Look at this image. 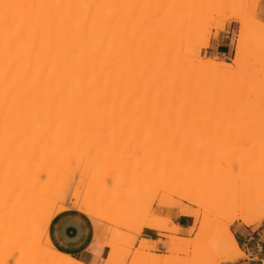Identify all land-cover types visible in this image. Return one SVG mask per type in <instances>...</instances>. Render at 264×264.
Returning a JSON list of instances; mask_svg holds the SVG:
<instances>
[{
	"label": "bare ground",
	"instance_id": "bare-ground-1",
	"mask_svg": "<svg viewBox=\"0 0 264 264\" xmlns=\"http://www.w3.org/2000/svg\"><path fill=\"white\" fill-rule=\"evenodd\" d=\"M156 1L158 2V0H0V186H2L0 188V198L2 196V198L4 199L9 196L4 201L3 199L0 200V220H2V218H5L3 219L4 222L0 221V223L3 224L0 225V228H2L0 231L3 232L4 230H6L5 232L0 233L2 234L0 235L1 237L4 236L6 238H9V232H12V228H14H9V221L8 218L5 217V215H7L10 211H16V213H18L19 215L20 207L24 206V203H26H23L22 201H25L26 197H28L29 199L31 198L33 200L35 198V201L37 200V198L38 200H40L39 195L41 193L40 191V194L37 192V187H39L40 183V178H38V176H41L48 172L50 173V170H53L51 168L54 167V165L58 166L59 172H61V170H64L67 173H70V171L71 174L73 173L71 170L72 166L66 167L63 164L59 165V161L61 160H58V158H56L57 156L55 157V155L54 157L46 156L44 159L41 156L42 159H39L41 162H38V159H36V156L39 152L38 150H40V148L36 146L38 145V142L45 141L46 145H44L47 146V142L48 144L50 142V144H53V142L59 140L61 136H66L64 139L68 141L69 135L72 132V128L75 131L74 126H77L76 128L78 130H76L78 133H75L77 134L79 139L83 136V134H85L82 131H85V129L93 130L89 132H95L96 130V132L94 133L95 136L92 133H90L89 135L88 131H85L86 133H88L89 136H91L89 142L91 141L92 137L98 139L99 135L102 134L98 140L94 138L96 142H94V140L91 141L93 143H98L99 145L101 143H104L103 139L108 138V136L107 138H104L106 137V135L104 136L105 133L103 132L105 130L108 131L109 129H111V125L108 121V118L110 117V119H113L114 117H117L120 119V116H117L116 114L126 116L127 114H134L137 115V117L138 115L143 118L145 117L144 119H152L157 115L160 116H158L159 118H163L162 116L165 115L168 116V114H173L177 116L181 115L182 108L184 106V99L186 100L185 92H187V90L184 89V86L186 85L184 84L185 64L183 62V54L185 53L182 54L180 52V47L182 45L179 46L180 44L177 40L176 43L174 40L169 39V37L167 38V36L169 35L167 34L165 36L164 32L161 29L160 23L158 24L157 21L159 14L157 13V17L156 12L158 4ZM174 1L176 3L180 2V0ZM161 9L163 8L161 7ZM232 17L230 16V18ZM235 18L239 19L236 16ZM241 22V31L239 39L236 43L235 57L233 59L232 64L226 62L215 63L212 61L204 64L202 63V61H198L201 65L203 64L202 68L208 70L211 74L213 73V75H215V77L217 78H223L226 76L229 79L233 75V72L235 73L236 70L240 72V70L245 67L248 51L247 46H245V44L243 43L242 36L246 31H248L246 30V28L248 29V27L246 26L245 28L246 23L242 20ZM262 27L264 28V24L262 25ZM168 31L171 36L172 33H170V30ZM173 45H177V48ZM172 47H175V49H173ZM251 70L252 71H249L248 68V74L245 72V74H247V77L243 79V76L245 77L246 75H242V77L240 76V79L242 80L239 79V81H236V83H230L231 86L229 84L227 85L229 87H225L226 85L224 84L225 88L228 89L231 87L232 90H235V88L241 86V83L243 84V82H249V80H252V84L249 82L251 85H248V88L243 87L244 89L240 93H238L236 98L234 97L235 95L232 97L235 98V100L233 99L234 101H230L224 106L219 104L215 105L214 103L213 106H207L206 104H204L206 105L204 109L208 113L210 111V114L211 112H216L218 116L223 119L220 122H223L222 124H224L226 127H230L233 125L236 126V128L233 127V130H231V128L229 131L223 130V128H221V131H226V133L228 132V135L232 136L230 137L231 139L234 137L235 134H237L240 135V138H238L237 136L238 139H241L242 137V140H244V134L245 141H242L244 143L248 141L253 142L255 145L256 141H261L260 144L256 142L257 145L255 146L256 148H258L257 146L259 145V153L261 152L264 154V64L260 63L257 67H253V69ZM242 71L245 70L243 69ZM187 81L191 83L190 80ZM224 83L227 82L225 81ZM247 84L243 85L246 86ZM229 95L233 94L229 93ZM207 107L209 111L206 110ZM192 111L193 107H190L188 114H191ZM201 112L203 113V110ZM198 115L197 113L196 117H194V115L192 117H188L187 115V117H185L184 119L187 121L190 120L189 123H191L192 125L199 124L200 127H202L201 125L204 126L205 124V118L203 117L204 120H202V118L200 119V115L199 117H197ZM100 119L103 124L100 122ZM199 120L201 121L198 122ZM76 121L78 123L77 125L75 124ZM98 122H100V124H102L103 126L98 125ZM207 123L208 121H206V124ZM215 124L217 123L215 122ZM79 125H83V127L80 128ZM86 125H88V127ZM108 127L109 129H107ZM112 127L116 129L115 127L117 126L113 124ZM79 131L81 132V134H83L78 135L80 133ZM111 132H113V129L110 130L109 134ZM117 132L119 133V137L122 139V135L124 133H120L121 131L119 132V130H117ZM226 133L224 132L223 134L226 136ZM220 134L223 136L222 132L219 131V135ZM88 135L86 137L85 134L86 140L83 139V141L85 140L84 143H82L80 146L77 145L79 147L78 150H80V152L82 153H86L85 151H87V147L86 150L85 148H82L81 150L80 147L84 146L83 144H85L87 139H89ZM216 135L219 136L218 133ZM113 136L114 134L112 136L110 134L109 137L111 138ZM33 138H36L35 141H37L34 143V147L31 145V143L33 142ZM113 138H116V136ZM120 138L118 140H121ZM227 138L230 139L229 136ZM63 140L60 144L64 142ZM83 141L80 140V143ZM125 141L128 142L127 140ZM134 141V143H140L139 140H136V138L134 139ZM29 143L32 146L31 149L33 148L32 150L35 149V151H32L30 148H28V146H30ZM93 143H91V145L94 146L93 148L96 149V147L98 146H96L97 144L93 145ZM138 144L136 143L137 148H139ZM44 145L42 147H45ZM91 145L88 151H91ZM131 145L134 147V144H130L129 146ZM49 146L51 147V145H48L47 147ZM144 147L148 149L146 145ZM62 148L65 152H67L66 148H64L63 146ZM162 148H160L159 146L157 150L156 146H154L153 149V144L149 146L150 150H155H152V152H154L153 159H151V157H148L149 159L147 158L148 154L150 153L149 149L148 151L146 150L147 155L145 153H143L145 154L144 156L143 154H141L142 158L139 157L141 158V160L145 159L147 161L148 159V162L151 163V165L148 167L146 165V162L145 166L144 164H139L140 169H142V165L144 170V167H147L146 170L142 172V176L145 175V172L147 173L149 169H153L154 166L155 168L157 167L158 164H156V161H158L159 158V160H161L160 162L164 164L162 165L163 167L158 166L159 168H161V174L157 171L160 176L156 174L155 178L163 176H170L174 179L177 178L174 173L175 170L174 172L172 170V172L169 171V167L172 168L173 164H170L171 166L168 164V162L170 163L171 159H173V163L176 162L177 157L176 160L174 158L177 155L171 156L172 158H169V161H166L170 153L169 150L167 151V153L165 152L168 155L167 156L163 152L168 148ZM197 148H199V146ZM122 149L125 150L124 148ZM143 149L144 148H140V150L144 151L145 149ZM41 150L43 149L41 148ZM25 151L30 154L28 155L29 158H26ZM90 151L88 152V154L90 153ZM158 151H160V153L165 154L166 158H163V154V156L161 155L162 158L158 157ZM133 152V155H135L137 150H134ZM114 153H112L111 155H113ZM259 153L258 155H261ZM67 155L70 154L67 152ZM130 155L133 156L132 153ZM263 156L261 158H264ZM66 159L69 158H65L64 161H67ZM36 160L38 163H35ZM163 160L166 163L162 162ZM236 160L237 159H235V161ZM77 162L78 164L82 163V161ZM133 162V164L130 163V161L127 162V164L129 163L128 166H134V168H131L134 170L138 169V163H136V161ZM105 163H107V161ZM164 165L166 166V168ZM85 166L87 167L88 165ZM229 167L231 168V165H229ZM78 168L76 167V169ZM95 168L99 172V170L97 169L99 167L97 166ZM109 168H111V166ZM179 168L181 170L183 167ZM120 169H118V171ZM39 170L44 171V173L40 172V174ZM134 170H131L133 171V176L128 175L127 177L134 178L136 176L134 174L138 171L135 170V172ZM241 171V169H236L234 170V172L233 170L231 172L232 174L237 173L236 178H239V175L240 178H242L241 175H243V178L246 177L247 173L244 175V172L241 173ZM122 172H124V170ZM64 174L65 173H63V175ZM126 174L127 173H123L122 175ZM130 174L132 175L131 172ZM136 174L137 176H141L139 171ZM151 176H153L152 172ZM232 176H236V174ZM68 178L71 177L65 178L64 176V183L65 181H67ZM73 178L75 179V177ZM137 178V180H140V177ZM153 178L154 177H152V179ZM61 179L63 178H60V180ZM106 179L107 178H105V180ZM143 179L149 180L150 178L147 176L146 179V177L143 176L141 180ZM44 180L42 181L44 182ZM262 180L264 179L262 178ZM48 181L45 182L47 185ZM175 181H177V179ZM51 182L52 180L50 181V183ZM45 183H43L44 185L40 183V185L42 184L41 187H45ZM56 183L60 184L59 181H57ZM238 183L239 182H237V184ZM12 184L14 186H12ZM31 184L32 186H30ZM248 184H246L244 187V184L240 183V185H243V188H245V190L243 191L241 187V193L239 189L240 185H237L234 186V188L236 187L234 191L230 190V192H226L225 194L227 196L225 197H222L224 193L216 192L213 195H209L206 200L208 206L211 208L225 207L231 212L229 215V221L224 224L219 230V232L216 234V236L221 237V240L218 241L220 243L217 242L218 244H216L215 242V246L214 244H212V251L223 252V254L225 255V260L223 261L224 263L237 261L245 256L238 246L236 237L231 232L232 224L235 221H240L242 224L249 227L256 226L264 222V200L262 201L256 199L257 194H250L248 192V189H246L249 188ZM53 186L55 185H52V190H54V193L53 191L51 192V190L50 192L48 191V189H51V187H46L48 189L44 188V191L42 190V188H40V190L42 191V193L44 192V194L48 191L47 196L46 194L42 195L46 196V198L50 197L53 199L55 197L54 194H57L55 198H57V196L60 197V193H58V191L62 192L59 189H62L63 187L60 188L59 185H56L55 188ZM70 187L63 188V191L65 192V194L62 192L63 197L64 195L66 197L67 192L71 189ZM67 188L70 189L67 190ZM31 190L34 192H32ZM28 191L30 195L28 194ZM245 191H247L249 194ZM3 192L4 194L7 193L8 195H5L4 197L2 195ZM17 193L19 194L14 195ZM177 193L178 192L174 194L176 195ZM26 194H28V196H26ZM48 194L50 196H48ZM12 196L14 197L12 198ZM15 196L24 197H18L19 200L22 198L20 204L12 203L11 200H16V203L19 202ZM179 197L183 198V195H179ZM46 198L43 197L41 199L43 200ZM9 199H11V203H9ZM59 200H61V197ZM191 201L192 200H190V202ZM4 202L6 204L9 203V207L7 206V209L6 204ZM11 205L12 208L10 209ZM17 205L21 206L18 207ZM33 205L36 204L34 203ZM49 205L51 207V204ZM52 206L54 207V205ZM50 207L48 208L49 211L51 210ZM8 208L10 209V211L8 210ZM11 212L9 214H11ZM27 218L28 217H26V219ZM28 221L30 222V220ZM7 230L10 231L7 232ZM179 233L180 228L176 225H172L171 231L169 235L165 237V239L167 241L174 242L177 239L176 236ZM14 234L13 238H15ZM15 235L18 236L17 234ZM4 237H2L1 239V241L3 240V245L5 239ZM5 242H7V240ZM13 242H11L12 244L7 243V248H13V246H9L13 244L14 246H17ZM152 243L153 242L151 240L145 239L144 241H142V246H147L148 244ZM21 244H23V240ZM4 248L6 249V247ZM16 248H9V250H7H14L15 252ZM3 249L2 251H0V255L2 256L4 255L1 253H4L6 251L5 250L3 252ZM14 252L12 253L14 254ZM6 254L7 253L5 252V255ZM2 256H0L1 259ZM214 256L215 255H213V258ZM19 258H21V256H19ZM149 259L152 260V257H149ZM10 263L14 264L15 261ZM158 264H166V260L164 258H159Z\"/></svg>",
	"mask_w": 264,
	"mask_h": 264
},
{
	"label": "rangeland",
	"instance_id": "rangeland-1",
	"mask_svg": "<svg viewBox=\"0 0 264 264\" xmlns=\"http://www.w3.org/2000/svg\"><path fill=\"white\" fill-rule=\"evenodd\" d=\"M175 3L176 2L174 0H158L157 2L158 8H157V12L156 11L155 12L156 14L157 13L159 14V17L157 14V17H158L157 22L158 24L160 23L161 29L164 32L165 36L168 34L169 36H167V38L169 37V39L174 40L175 42L177 40L178 43L180 44L179 46L182 45L180 47L181 48L180 52L182 54L185 53L183 54V62L185 64L184 65V72H185L184 73V77H185L184 84L186 85L184 86V89L187 90V92H185L186 100L184 99V106L182 108L181 115L177 116L173 114H168L169 117L165 115V116H162L163 118H159L160 116L157 115L153 117L152 119H144L145 117L143 118L139 115L137 117V115H134V114H127L128 118L126 115L116 114L117 116H120V119L117 117L116 118L114 117L113 119H110V117L108 118L109 119L108 121L111 125V129H113V132H111L110 134L111 136L114 134L113 137L116 136V138L111 137L112 138L111 139L109 137L110 136L109 132L111 130L109 129L110 127L109 126L107 128L109 129L108 130L109 132L107 130H105L107 132L103 131L105 133L104 136L106 135V137L104 138H107V136L108 138L103 139L104 143H101L98 145V143L91 142L92 140H94L95 137H92L91 141L89 142L90 137H91L89 136L90 133H92L95 136L94 133L96 132V130L95 132H89L93 130L85 129L86 132L88 131L89 135L84 130H82L86 134V137L88 135V138H89L87 139L88 142L86 141V143L83 144L84 146L80 147L81 150L82 148H85L86 150V147H87V151H85L86 153H82L80 152V150H78L79 149L78 146L84 143L86 139H85V134L83 133H82L83 136L80 139L78 138L76 134L78 133L77 132L78 129L76 128L77 126H74L75 124L76 125L78 124L77 121L73 125L75 128V131L72 128V132L69 135L68 141L64 139L66 136H61V138L57 141H54L53 144H50L51 142L48 144L47 142V146L51 145V147L45 146L46 145L45 141L38 142V145H36L40 148V150H38L39 151L38 155L36 156L37 157L36 159H38V162H41L39 159L40 158L42 159V157L44 159L46 156L54 157L55 155V157L57 156L56 158H58V160H61L59 161V165L63 164L66 167L72 166L71 170L73 172L72 173L73 175L71 174V171L70 173H67L64 170H61V172H59L58 166L54 165V167L51 168L53 170H50L51 172L50 173L48 172L49 174L46 173L48 175L43 174L41 176H38L36 174L38 178H40L39 182L42 184L49 180L47 182L48 185L45 183V187L44 186L41 187L42 184L40 185L39 183V187H37L39 190L36 188L37 192L39 193L40 191L41 193L39 194L42 197L37 193L40 197V200H38L37 198V200L35 201V198L33 200L31 198L29 199L28 197H26L28 196L30 190L28 191V194H26L25 196L26 197L25 201L21 200L22 198H24L22 196H20L22 197L20 200L18 199L19 196H15L19 201L17 203H16V200H11V199L8 200V201L11 200L13 204H18V203L20 204L21 201L23 203L24 202L26 203H24V206L20 207V211L18 210L19 215L18 213H16V211L14 212L10 211V209L12 208V205L10 209L8 208L11 214H9L10 212L8 214L6 212L7 215H5V217L8 218L9 228H12V227L14 228H12L13 233L9 232L10 234L9 238L2 236L5 238L3 239H4V245L6 246L2 244L3 240L1 241L2 237L0 236L1 237L0 238V241H1L0 248L3 249L4 247H6V249L5 248L3 249V252L6 250L5 252L7 253L6 255H5V252L1 253L4 256L0 255L2 256V259L0 257V264H11L10 262H14V261L17 264L19 262H20L19 264H83L79 262L78 260H76L75 258L71 256L63 255L59 253L57 250H55V248L53 247L47 235V230H48L51 220L57 215V213L59 214L61 213V211L63 212L69 207H74L78 209L79 211L87 214L94 220H99L100 222L104 223L105 234L107 235V246L111 250V253L109 254L105 264H158L159 258H164L166 260V264H223L224 263L223 261L225 260V255L223 254V252L212 251V248H213L212 244H214L215 246V242L216 244L220 243L218 241L221 240V237L216 236V234L219 232L221 227L229 221V215L231 212L225 207L224 208L223 207L222 208L209 207L206 201L207 197L209 195H213L216 192L224 193L222 197H225L227 196L225 194L226 192L228 191L230 192V190L234 191V189L236 188V187L234 188V186L240 185L241 183V184H244V187H245V185L249 183L248 184L249 188H246L248 189V192L250 194L251 193L257 194L256 199L263 201L264 200V197H263L264 196V180H262V178L264 179L263 177L264 158H261V157L264 154L261 152L259 153L258 151L259 145L257 146L258 148H256L255 146L257 145L256 142L260 144L261 141H256L255 145L253 142H248L247 140H246L247 142L244 143L242 142V141H245L244 134H243L244 140H242V137L241 139H238L240 138V135H237V134H235L234 137L231 139L230 137L232 136L228 135V132L226 133V131H221L222 130L221 128H223V130L229 131L231 128H232L231 130H233V127L236 128V126L233 125L230 127H226L224 124H222L223 122H220L223 119L220 118V116H218L216 112H211L210 114L208 107L206 108V110H208L209 113L205 111L204 108L206 107V105L213 106V103L215 105L219 104V105L224 106L228 102L234 101L238 93H240L244 89L243 87L246 88L248 85L252 84L251 83L252 80L251 81L249 80L251 84L249 82H243V84H247V83L249 84L245 86L241 83L242 87L238 86L241 89L238 87L235 88V90L234 89L232 90L231 87L228 89L225 88V87H229L227 85H229L230 83H234V82L236 83V81H239L240 76L242 77V75H246L245 77L243 76V79L246 78L248 74L247 72L248 68H249V71H252L251 69H253V67H257L258 64L260 63L264 64V28L262 27V25L264 24L263 23L264 22L263 20L264 9L261 7V0H193V1L192 0H180V2L176 3V5ZM161 7L163 9H161ZM230 16L231 17L234 16V17L230 18ZM235 16L239 19H236ZM241 20L246 23L245 28L246 26L248 27V29L246 28V30L248 31H246L244 35L242 36L243 43L245 44V46H247V51H248L247 58H246V64H245V67L243 68L245 71H242L243 70L242 69L240 70L241 72L240 73L238 70L236 71L234 70L235 73L234 72L232 73L234 76L232 75L230 77L228 75L230 77L229 79L226 76H225L226 78L225 77L217 78L215 77V75H213V73L211 74L208 70L202 68L203 64L201 65L200 62L202 61V63L204 64L210 61L215 62V63L226 62V63L232 64L233 59L235 57L236 43H237V40L239 39V35L241 31V26H242ZM168 30H170V33H172L171 36L168 33L169 32ZM213 30H214L215 36H218L219 34H227L231 36L233 47L231 48L229 54H227L226 56H215L213 54L209 55L208 43H207L206 37H207V34ZM177 45L176 46L173 45V46L177 48ZM175 47L174 48L172 47V48L175 49ZM245 72L247 74H245ZM187 80H190L191 83L188 82ZM224 80L227 83H224L225 82ZM228 80L229 81L232 80V81L229 82ZM229 93L233 95H229ZM233 96L235 98H232ZM195 100H196V104H195ZM208 101L210 104L208 103ZM190 107H193V111H192L193 114L192 113L188 114ZM202 110H203V113L201 112ZM196 113L197 115L199 113L200 119L202 118V120H204L203 117L205 118V121H204L205 124H206V121H208L206 125L204 124L205 127L203 125H201L202 127H200L199 124H194L195 125L194 126L191 123H189L190 120L187 121L184 119L185 117H187V115L188 117L189 116L192 117L193 115L194 117H196ZM213 113H216V114H213ZM199 115L197 117H199ZM200 121L201 120H199L198 122ZM100 122H101V119H100ZM100 122H98V125L101 126L103 123L101 122L102 124H100ZM215 122L217 124H215ZM86 124H89V123H86ZM113 124L117 126L115 127L116 129L112 127ZM83 125L81 126L79 125L80 128L83 127ZM86 126L88 127V125ZM218 127L220 130L218 129ZM117 130H119V132L121 131L120 133L122 132L124 133L122 135L123 137L121 136L122 139L119 137V133L117 132ZM218 130L222 132V134L225 132L226 136L227 137L229 136L230 139H228L224 134L223 136L221 134L219 135ZM98 133H97V136H98ZM217 133L219 136L216 135ZM80 134L81 132L78 135ZM140 134H141V137H140ZM101 135L102 134L99 135V138ZM34 137H37V136H34ZM235 137L237 138V140ZM119 138L121 140H118ZM135 138L137 141L139 140L140 142L139 144L138 142H136L139 148H137L136 143H134ZM83 139L85 140L83 141ZM35 140L36 138H33L32 140L33 142L32 143L30 142L33 147L35 145L34 143L37 142ZM62 140L64 142L60 144ZM80 140L83 142L80 143ZM125 140H127L128 142H126ZM94 142H96V140H94ZM125 142L128 144H126ZM91 143H93V145L97 144L96 146L98 147H96V149L93 148L94 146H92ZM130 144H134L135 148L132 145L129 146ZM152 144H153V149H154V146H156L158 150V147L160 146V148H162V145L164 149L168 148L165 151L163 150L164 151L163 153L165 152L167 153L168 150L170 153L169 156L165 153L168 156L166 161H169V158L170 159L172 158L171 156L177 155L175 156L174 159L176 160V157H177L178 162L176 161L173 163L172 162L173 159L170 160V163L168 162L169 165L173 164L172 168L169 167V171L174 172L175 170L174 173L177 176V178L175 177L177 181H175L176 179L171 178L170 176L169 177L163 176V177L155 178L156 177L155 175L158 174L157 171L160 173L161 168L159 167L164 164L160 162L161 160H159V158H158V161H156V164H158L156 168L159 170H157L154 166L156 170L154 168L153 169L151 168V170H153L151 171L149 167L148 169L150 170V172L148 170L147 173L145 172V175L143 176H145L146 179L148 176L150 179L149 180L143 179L144 181L141 180V178H143L142 172H144L146 168L151 165V163L148 162L149 161L148 157H151V159L154 158V152H152L153 149L152 150L149 149V146H151ZM31 145L28 146V148L31 149L32 147ZM43 145L45 147H42ZM61 145L64 148H66L67 152L70 155H67V152L63 150ZM90 145L92 146V149L91 151L89 150L90 153L88 154L89 152L88 149H90L89 148ZM112 145H113V148H112ZM145 145L150 150V153L151 152L153 153V154L152 153L150 154L148 152L149 154L147 156L148 158L147 161L145 159L141 160L142 158L141 154L145 153L147 155L148 149L144 147ZM197 145L199 146V148H197L198 147ZM41 148L43 150L45 148L46 149L43 151L41 150ZM122 148H124L125 150H123ZM140 148H144L145 150L143 149L144 151H142L140 150ZM133 149L137 150L135 155H133L134 154ZM32 151H35V149ZM171 151H173L174 154ZM25 152H26L25 153L26 158H29L28 155L30 154L27 151ZM114 152H117V153H114ZM112 153L114 154L111 155ZM131 153L133 156L130 155ZM163 153H160V151H158V154H159L158 157L162 158L161 155ZM258 153L261 154L262 156L258 155ZM145 154H143V156ZM165 154H163L164 155L163 158H166ZM65 158H69V159H66L68 162L64 161ZM235 159L237 160L235 161ZM77 161H80V162L82 161V163L78 164ZM106 161L108 164L105 163ZM129 161L132 164L134 163L133 161H136V163H138V166L139 164H144L145 166V162H146L147 167H144L145 170L142 167L143 165L141 166L142 169H140V166L139 168L137 167L140 170L135 169L136 171L138 170L140 172L141 176H137L136 173L138 171L136 172L134 169H131V168H134V166H131V167L128 166L129 163L127 164V162ZM38 162L36 160L35 163H38ZM147 162L149 163V165ZM162 162H165V161L163 160ZM238 162L240 165L238 164ZM120 163H121V166H120ZM85 165H88V166L86 167ZM229 165H231V168L229 167ZM238 165L239 167L241 166L242 168L241 167L239 168ZM97 166L99 167L97 168L99 172L95 168ZM110 166L111 168H109ZM126 166H128L129 168ZM76 167L77 168L79 167V168L76 169ZM179 167H183V168L180 170ZM74 168L76 169V171ZM235 168L237 170L241 169L242 170L241 173L244 172V175L247 173L246 174L247 176L243 178V175H241L242 178H240V175H239L240 179L236 178L237 173L232 174L231 172L232 170L234 172V170H236ZM118 169L120 170L118 171ZM123 170L124 172H122ZM131 170H134L136 172L134 174L136 175L134 178L127 177L128 175L133 176V171ZM40 172L44 173V171L39 170V173ZM106 172L108 173V175ZM130 172L132 173V175L130 174ZM151 172L153 176H151ZM237 172H240V171H237ZM63 173L65 174L63 175ZM123 173H127V174L122 175ZM235 174L236 176H232ZM64 176L65 178L66 177H71V178H68L67 181H65L64 183L63 181L65 180ZM73 177H75V179ZM137 177H140L139 179L142 182L140 180H137L138 179ZM152 177H154L155 179L154 178L152 179ZM60 178H63L61 179L62 181L60 180ZM105 178L107 179L105 180ZM42 180H44V182ZM51 180L52 182L50 183ZM57 181H59L60 184L56 183ZM237 182L239 183L237 184ZM52 185H55V186L59 185L60 188L62 187L65 188V187H70V186L72 187H70L71 189L67 188V190L68 189L70 190L67 192L66 197L65 195L63 197L62 195V192L65 194V192L63 191V188L59 189L62 191V192L58 191V193H60L59 195L61 197V200H59L60 199L59 196L55 198L57 194H54L55 195L54 199L50 197L46 198L48 191L50 192L51 190V192L53 191L54 193V190H52L53 189ZM12 186L14 185L12 184ZM30 186H32V184ZM1 187L2 186H0V188ZM46 187H49V188L51 187V189H48ZM239 187H240L239 188L240 193L242 190L243 191L245 190V188H243V185L242 186L240 185ZM241 187H242V190H241ZM40 188H42L43 191H44V188L48 189L47 193L45 192L46 196H44L45 194L44 192L42 193ZM175 191L178 192L176 195L174 194L176 193ZM179 192H182V193H179ZM245 192L248 193L247 191ZM18 194L19 193L14 194V195H18ZM2 195L5 197V195L7 196L8 194L7 193L4 194L3 192ZM179 195H183V198L179 197ZM48 196L50 195L48 194ZM13 197L14 196H12V198ZM43 197L46 198V199H43L44 202L41 199ZM6 198L3 199L1 196L0 200L3 199L4 201ZM190 200L192 201L190 202ZM11 201L9 203H11ZM31 202L32 203L34 202L36 205H33L34 203L32 204ZM9 203L8 204L5 203L6 209ZM49 204H51V207H53L52 205H54V207L51 208ZM48 206L50 207L52 211L51 210L49 211ZM13 208H16V207H13ZM170 210H173L178 215L193 218L194 224H193V227L190 229V234H189L188 239L180 238L179 237L180 233H179L176 236L177 239L174 242H170V241H167L165 243L159 242L165 245V251H164V254L157 255L156 254L157 252L156 244L152 243V244H148L147 246H142V241H144L145 239H141V237L145 230H150V231L157 230L160 233L164 234L162 236L164 238L167 235H169L172 225H175L172 223V220L170 216L168 215V212ZM26 217H28L27 219L30 220V222L26 219ZM3 219L5 218H2V220L0 221L4 222ZM239 222L240 221H235L232 224V226ZM0 225H3V224L0 223ZM259 225L264 226V222ZM1 229L2 228H0V230ZM5 231L6 230H4L3 232ZM8 231L10 230H7V232ZM181 231L182 230L180 229V232ZM3 232L0 231V233H3ZM14 233L20 236L18 237ZM13 234L15 238H13ZM6 240L7 242H5ZM16 240L17 241L19 240V241L17 242ZM22 240H23V244H21ZM11 242L15 243V245L17 246H14V244L9 245V246H13V248L18 247L15 249V252L14 250H10L14 252V254L8 251L9 248L13 249L12 247L7 248L8 244H12ZM2 249H0V251H2ZM17 250L19 253L17 252ZM8 253H9V256H8ZM213 255H215L214 258H213ZM19 256H21V258H19ZM149 257H152V260H150ZM243 258H245V256Z\"/></svg>",
	"mask_w": 264,
	"mask_h": 264
},
{
	"label": "crops",
	"instance_id": "crops-1",
	"mask_svg": "<svg viewBox=\"0 0 264 264\" xmlns=\"http://www.w3.org/2000/svg\"><path fill=\"white\" fill-rule=\"evenodd\" d=\"M261 7L264 9V0H261ZM218 36L226 42L219 47H214L212 54L226 56L233 47L231 36L227 34H219ZM221 49H226V51ZM168 215L172 223L182 230L179 237L188 239L190 229L194 224L193 218L178 215L173 210H170ZM231 232L236 237L238 246L245 254V258L223 264H264V226L247 227L239 222L231 227ZM47 235L55 250L63 255L71 256L83 264H105L111 253L107 246L104 223L94 220L74 207L67 208L51 220ZM163 235L157 230H145L141 239L151 240L155 243L156 254L161 255L164 254L165 245L159 242H167L162 237Z\"/></svg>",
	"mask_w": 264,
	"mask_h": 264
},
{
	"label": "snow or ice",
	"instance_id": "snow-or-ice-1",
	"mask_svg": "<svg viewBox=\"0 0 264 264\" xmlns=\"http://www.w3.org/2000/svg\"><path fill=\"white\" fill-rule=\"evenodd\" d=\"M206 39H207V43H208V53H209V55L212 54V51H213L214 47H219L222 43L226 42V41H223L221 37L215 36L214 35V30L210 31L207 34ZM221 50L226 51V49H221ZM70 232H71V230H70Z\"/></svg>",
	"mask_w": 264,
	"mask_h": 264
}]
</instances>
